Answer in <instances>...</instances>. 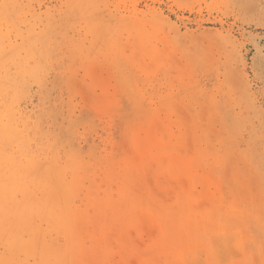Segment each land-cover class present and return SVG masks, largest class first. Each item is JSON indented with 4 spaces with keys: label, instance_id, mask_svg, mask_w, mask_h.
Segmentation results:
<instances>
[{
    "label": "rangeland",
    "instance_id": "rangeland-1",
    "mask_svg": "<svg viewBox=\"0 0 264 264\" xmlns=\"http://www.w3.org/2000/svg\"><path fill=\"white\" fill-rule=\"evenodd\" d=\"M0 264H264V0H0Z\"/></svg>",
    "mask_w": 264,
    "mask_h": 264
}]
</instances>
